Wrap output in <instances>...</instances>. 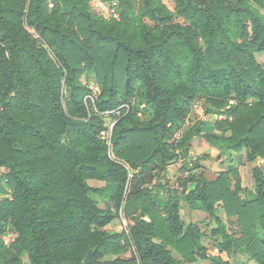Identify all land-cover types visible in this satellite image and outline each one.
<instances>
[{
	"label": "trees",
	"instance_id": "1",
	"mask_svg": "<svg viewBox=\"0 0 264 264\" xmlns=\"http://www.w3.org/2000/svg\"><path fill=\"white\" fill-rule=\"evenodd\" d=\"M119 2L128 26L135 1ZM175 2L171 10L164 0H144L139 17L150 19L153 27H145L139 41L94 14L87 0L58 3L54 14L67 13L70 23L64 24L47 15L45 0H0V38L6 42L0 44V137L13 151L0 153V169L6 170L0 172V264H26L25 255L31 264H187L200 257H209V264H232L227 252L235 245L245 246L264 264V67L255 57L264 51V0H256L257 7L247 0ZM25 16L51 44L59 70L50 69L19 36L18 22ZM175 16L200 29L205 50L193 32L172 21ZM152 32L160 37L151 38ZM26 61L41 77L46 106L29 86ZM85 73L93 74L100 88L92 117L84 101L89 90ZM59 77L69 85L67 110ZM195 97H204L207 112L221 118L205 133L200 121L177 142L173 135L184 124L180 113ZM139 98L143 104L132 106ZM124 103H130L129 110ZM147 111L153 117L142 119L140 112ZM103 115L117 120L105 138ZM15 130L43 144H24ZM197 135L219 145L224 159L238 152L239 164L244 156L258 161L252 170L255 196L242 195L237 167L214 178L197 172L207 154L187 157L182 192L169 186L163 172L178 156L190 154ZM81 144L103 151L85 155ZM155 169V184L138 188L137 181L143 175L153 179ZM89 178L108 182L94 187ZM91 192L112 205L100 206ZM182 201L192 210L222 207L229 218L237 217L240 236L214 229L222 240L219 253L211 254L199 226L183 220ZM119 209L129 219V232L109 227ZM8 221L18 232L10 244L1 236ZM129 249L131 256L122 255Z\"/></svg>",
	"mask_w": 264,
	"mask_h": 264
},
{
	"label": "rangeland",
	"instance_id": "2",
	"mask_svg": "<svg viewBox=\"0 0 264 264\" xmlns=\"http://www.w3.org/2000/svg\"><path fill=\"white\" fill-rule=\"evenodd\" d=\"M61 0H56L54 3H51L48 0H45L46 2V11L47 15H52L53 18H55L58 21H61V24H64L66 22L70 23V20L68 18V14L64 13L61 9L54 14L55 9L57 8L58 3ZM120 1V0H118ZM135 6H134V17L129 22L130 24L128 26L125 25V23L122 22V15H121V8L122 3L119 2V17H114L109 14V12L99 5L97 0H87L89 9L96 15L100 16L104 21L108 22L111 25L115 26L116 30H119L122 32V34L126 38H133L134 40L142 41L145 38V27H153V23L150 19H141L139 17V12L141 7L144 5V0H134ZM198 2H204L209 3L210 0H197ZM242 0H234V2L238 3ZM254 6H258L256 3V0H247ZM29 2V1H28ZM111 1L104 0V3L106 6L110 4ZM164 2L167 4V6L174 10L176 7L175 0H164ZM262 10V9H261ZM264 12V10H262ZM69 20V21H68ZM173 22L180 23L183 28H188L193 36L195 37L197 44L199 47L203 48V50L206 49V43L205 40L201 36L200 29L188 22L185 18L182 16H175L172 18ZM18 34L23 38V41L30 46V48L38 53L40 57L45 60L47 66L52 70H59L60 64L56 57L55 51L52 48L51 44L48 40H46L35 28V26H32L28 23L27 17L25 16L22 20L18 22ZM151 38H159L160 35L152 32L149 34ZM0 44L3 46H6V42L0 38ZM9 56V52H6ZM255 57L257 61L264 67V51H258L255 52ZM25 68H26V76L29 83V86L34 89L35 92V98L37 101L42 103L43 106H46L47 103V96L46 91H43V84L41 77H39L36 67L33 65L32 61H26L25 62ZM83 82H85L89 86V90L84 95V101L86 103V107L88 109V115L90 117L94 116V113L97 109V99L99 94V85L97 83V80L93 74H87L85 73L82 77ZM2 78H0V97L1 95V89H2ZM58 83L60 84V93H61V102L65 108V110L68 109V106L66 104L67 97L69 96V85L66 84L64 77H59ZM188 89V88H187ZM142 99L139 98L135 102H132V106L137 104H143L141 101ZM141 104V105H142ZM122 106H126L129 110L131 105L130 103H124ZM210 108L209 103L206 102L204 97H195L193 102L188 105V109L180 113L182 118L184 119V124L176 131V133L173 135V137L177 140V142H181L184 138V132L187 130H190L193 126L198 125L201 121V132H209L212 131L214 128V124L218 119L221 118L218 114H211L207 112V109ZM17 110L23 117L30 118V115L26 113L23 109L20 107H17ZM127 110V112H128ZM106 113H109V111H106ZM103 114V113H102ZM110 114V113H109ZM140 117L142 119L148 120L153 117L152 111L147 112H140ZM31 120V118H30ZM104 125L105 129L102 131L101 135L102 137H108L109 134L112 131V127L117 122L116 118H114L111 115H103ZM18 137H20L21 141L24 144L31 145V143H40L43 144L41 140L34 138L30 133L22 132L19 130H15ZM38 142V143H37ZM109 144V143H108ZM39 145V144H38ZM83 149V152L85 155L89 156H95L100 155L103 149H97L90 145H80ZM41 151L45 152L50 159H54L55 155L46 147H42L40 149ZM190 154L188 156L180 155L176 159H174L170 166L167 168L166 171L163 173L166 174L169 182L170 187L178 188L180 192L183 191V186L185 185V182L183 181L188 173H187V157L188 158H196V157H202L204 154H207L209 157L207 158H201L200 164L201 167L196 169L197 172H203L208 178H214L217 174L220 172H225L229 170L230 168L237 167L240 171L241 175V186L243 188L242 195H247L248 197H253L256 194V183L253 176V167L258 164V161H250L247 160L246 157H242V163H238V152H233L232 158L230 159H224L221 148L219 145H216L214 143H211L208 141L204 136L197 135L194 136L191 139V143L189 146ZM13 151L11 150V147L0 137V153L3 154H11ZM108 155L110 157V151L108 148ZM263 173H264V164L262 165ZM138 170V169H137ZM6 170L4 168L0 169V172L4 174ZM159 173V169H155L153 171L154 178L149 179L146 175H143L139 181H137V187L140 189H150L156 182L157 175ZM180 177V178H178ZM88 183L91 186L94 187H102L107 184V180H101V179H95V178H89ZM3 184L5 185L6 180L3 179ZM92 197L96 198L100 206L105 207L107 204L112 205L111 202H109L106 198H104L99 192H91L90 193ZM186 208H188L186 210ZM189 210V211H188ZM190 207L187 203L182 201V214H183V220L187 223L193 222L197 224L200 228V230L203 232V239L205 240L206 244L208 245L209 252L212 254L219 253L218 251H215V248L219 247V242L222 240V235L213 234V230L222 227L227 232L232 233L234 236H240V225L237 220V217L229 218L225 210L222 207H219L213 212H206V213H194L190 211ZM120 216L116 217L109 225L111 230H120L124 229V220L129 223V219L127 216L124 215L123 211L119 209ZM130 229V226H128V230ZM18 234L17 230L14 228V226L8 221L6 223L5 231L2 233V238L4 239L6 244H10L11 240ZM173 253L176 257L181 258L180 252L177 250V248L172 247ZM133 253L132 249H129L122 253L124 256H131ZM227 256L232 264H260L252 255V253L246 249L245 246H239L235 245L233 249L230 252H227ZM113 257V256H112ZM24 260L26 264H31L29 258L25 255ZM210 258L209 257H200L195 262H188L187 264H209Z\"/></svg>",
	"mask_w": 264,
	"mask_h": 264
},
{
	"label": "built area",
	"instance_id": "3",
	"mask_svg": "<svg viewBox=\"0 0 264 264\" xmlns=\"http://www.w3.org/2000/svg\"><path fill=\"white\" fill-rule=\"evenodd\" d=\"M48 1H50L51 3H54L56 0H48ZM97 2L99 3L101 7H104L109 12L110 15L114 17H119L120 13L118 10V7H119L118 0H112L108 6L105 5L104 0H97ZM124 225H125L124 228H126L127 232H129L128 223L126 220H124ZM217 250L218 248L216 247L215 251Z\"/></svg>",
	"mask_w": 264,
	"mask_h": 264
},
{
	"label": "crops",
	"instance_id": "4",
	"mask_svg": "<svg viewBox=\"0 0 264 264\" xmlns=\"http://www.w3.org/2000/svg\"><path fill=\"white\" fill-rule=\"evenodd\" d=\"M187 209H188V208H186V210H187ZM188 211H189V210H188ZM190 211H192V212H194V213H196V214H198V213H200V214H202V213H206V211L198 210V209H193V210L191 209ZM205 240H206V239H205ZM205 240L202 239V243L208 247V245L206 244ZM208 240H209V239H207L206 241H208Z\"/></svg>",
	"mask_w": 264,
	"mask_h": 264
}]
</instances>
